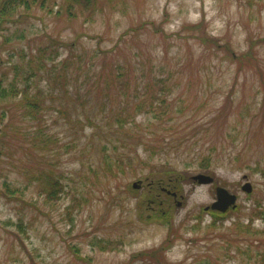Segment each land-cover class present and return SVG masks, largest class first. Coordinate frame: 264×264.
<instances>
[{
    "label": "rangeland",
    "instance_id": "obj_1",
    "mask_svg": "<svg viewBox=\"0 0 264 264\" xmlns=\"http://www.w3.org/2000/svg\"><path fill=\"white\" fill-rule=\"evenodd\" d=\"M66 5L0 20V264H264V1Z\"/></svg>",
    "mask_w": 264,
    "mask_h": 264
},
{
    "label": "trees",
    "instance_id": "obj_2",
    "mask_svg": "<svg viewBox=\"0 0 264 264\" xmlns=\"http://www.w3.org/2000/svg\"><path fill=\"white\" fill-rule=\"evenodd\" d=\"M17 2H20L21 0H16ZM258 2L264 1V0H257ZM14 2L15 0H4L0 2V20L3 19L4 17H6L7 15H9V11L12 10V8L14 7ZM66 11L70 14V16H75V12H76V7H81V10H85L88 9L90 7L93 8V11H96V4H97V0H66ZM19 5V4H18ZM75 10V12L73 11ZM67 47H69V45H67ZM122 77V74L119 75V78ZM30 86L26 85L21 89H18L17 86H13L12 89V96L15 95V97L20 96L21 95V99L22 102H24V107H25V112H24V116L29 119H38L39 115L43 108H44V104L45 101L42 98V94L41 92H37L35 94H33L31 91L32 89L29 88ZM6 88H4L3 85V80L0 79V98H4L5 97V92H6ZM11 96V95H10ZM153 99H157L159 100L160 98L154 97ZM5 117V115H4ZM210 160L209 157H207L206 159L203 160V167L205 168H209L210 166L205 165L208 161ZM42 189H43V193L46 194L50 199H54L55 197H57L59 194L63 193L64 191L62 190L63 188H61L62 184L58 181V178L54 177L53 175H46L44 173V177L42 179ZM62 190V191H61ZM164 216V221H169L168 219H166L167 215L163 214ZM215 216L217 218H219L220 216L218 214H215ZM174 240H170V244L169 246H167L166 248H164L165 253L167 252L168 249H171L173 246V242ZM148 254H153L148 253ZM143 254H141L142 256ZM145 255V254H144ZM154 262H158L153 260Z\"/></svg>",
    "mask_w": 264,
    "mask_h": 264
},
{
    "label": "water",
    "instance_id": "obj_3",
    "mask_svg": "<svg viewBox=\"0 0 264 264\" xmlns=\"http://www.w3.org/2000/svg\"><path fill=\"white\" fill-rule=\"evenodd\" d=\"M194 179L202 185H206L213 183V178L210 176H205V175H198L195 176ZM136 187V186H135ZM243 190L247 193H251L252 192V186L250 184H246L243 187ZM217 192V198L218 200L213 204L212 209L213 210H218V211H222L225 212L227 211V209L231 206L235 207V203H236V196L232 195L229 193V191L225 188L219 187L216 190Z\"/></svg>",
    "mask_w": 264,
    "mask_h": 264
}]
</instances>
